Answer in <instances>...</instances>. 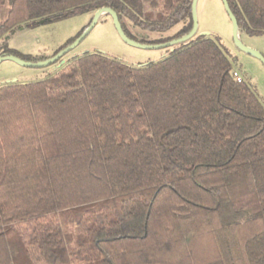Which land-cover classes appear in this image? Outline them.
Returning <instances> with one entry per match:
<instances>
[{"label": "trees", "instance_id": "16d2710c", "mask_svg": "<svg viewBox=\"0 0 264 264\" xmlns=\"http://www.w3.org/2000/svg\"><path fill=\"white\" fill-rule=\"evenodd\" d=\"M191 1L0 0V56L18 26L101 7L128 37L123 18L183 23L169 41L190 31ZM227 2L239 32L264 34V0ZM173 46L0 86V264H264V105L217 38Z\"/></svg>", "mask_w": 264, "mask_h": 264}, {"label": "rangeland", "instance_id": "374dc122", "mask_svg": "<svg viewBox=\"0 0 264 264\" xmlns=\"http://www.w3.org/2000/svg\"><path fill=\"white\" fill-rule=\"evenodd\" d=\"M7 8V3L0 6V20L5 17ZM194 11L197 24L194 35L205 34L217 38L222 48L236 60L234 69L252 85L264 105V63L258 56L235 43L231 21L221 0H196ZM94 13L86 11L60 20L37 22L33 26L21 25L8 32L4 40L18 58L27 61L48 58L62 49L69 40L78 37L90 24ZM123 22L130 39L146 44L166 42L183 24L180 22L166 30L155 31L134 25L126 18H123ZM237 38L240 45L258 52L264 59V34L248 35L240 31ZM173 49V45L143 48L125 42L118 35L110 15L102 12L89 32L50 65L29 67L9 59L0 61V86L43 79L62 63L87 52H99L130 66H145L165 58Z\"/></svg>", "mask_w": 264, "mask_h": 264}, {"label": "water", "instance_id": "95a60500", "mask_svg": "<svg viewBox=\"0 0 264 264\" xmlns=\"http://www.w3.org/2000/svg\"><path fill=\"white\" fill-rule=\"evenodd\" d=\"M195 2L196 0H192L191 1V17H192V27L190 29V31L184 35H182L181 37L175 38V39H171L169 41L163 42V43H157V44H146V43H139L136 42L132 39H130L122 30V27L120 25L119 19L117 14L109 7H101L99 9H97L94 13L93 19L90 22V24L82 31V33L76 37L71 43H69L68 45H66L65 47H63L62 49H60L57 53H55L53 56L45 58L43 60H39V61H27V60H23L21 58L16 57L13 54H6V55H1L0 56V61L4 60V59H9V60H13L16 63L22 65V66H29V67H38V66H47L50 65L54 62H56L57 60H59L67 51H69L70 49H72L88 32L89 30L93 27L97 17L102 13H108L112 19L113 25L118 33V35L120 36V38L122 40H124L125 42L137 46V47H143V48H147V47H151V48H158V47H164V46H169V45H175L181 42H184L190 38H192L196 32V19H195V11H194V7H195ZM223 7L227 13V15L230 18L231 21V25H232V31H233V37L235 40V43L237 45H239V47L243 48L244 50L258 56L264 63V59L263 57L256 51L249 49L247 47H244L242 45H240L239 41H238V25H237V21L235 16L233 15L227 0H221Z\"/></svg>", "mask_w": 264, "mask_h": 264}, {"label": "built area", "instance_id": "2783aa9c", "mask_svg": "<svg viewBox=\"0 0 264 264\" xmlns=\"http://www.w3.org/2000/svg\"><path fill=\"white\" fill-rule=\"evenodd\" d=\"M232 75H233V77H234L237 81H241V80L243 79V77L241 76V74H240L237 70H235V69H233V71H232Z\"/></svg>", "mask_w": 264, "mask_h": 264}]
</instances>
